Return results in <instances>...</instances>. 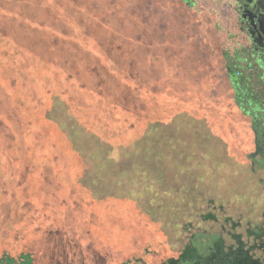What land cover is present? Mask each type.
I'll list each match as a JSON object with an SVG mask.
<instances>
[{"label":"trees","instance_id":"obj_1","mask_svg":"<svg viewBox=\"0 0 264 264\" xmlns=\"http://www.w3.org/2000/svg\"><path fill=\"white\" fill-rule=\"evenodd\" d=\"M205 19L189 0H0V264H37L27 215L117 249L107 197L129 187L146 228L120 264H264V73L208 48L224 28Z\"/></svg>","mask_w":264,"mask_h":264},{"label":"rangeland","instance_id":"obj_2","mask_svg":"<svg viewBox=\"0 0 264 264\" xmlns=\"http://www.w3.org/2000/svg\"><path fill=\"white\" fill-rule=\"evenodd\" d=\"M196 3L210 26H213V22L216 20V23L224 28L214 32L208 30L209 34L204 36L208 48L215 47L218 49L222 43L229 44L230 38L226 37V31L230 34H235L236 31L235 24L232 22V12L224 3L217 4L211 0H196ZM231 43L235 44L236 40L231 41ZM243 44L245 45V43ZM171 167L173 166H164L165 171ZM130 189L129 187L127 190H122L123 192L118 196L107 197V214L109 223L112 224L117 249H112L109 245V247H98L94 240H87L81 236L80 231L79 238L73 241L69 232L71 226L68 225L67 220L62 225L64 229L62 231L50 227L38 216L31 215V218L30 215H27L18 219L20 221L15 224V229L20 231L25 242H28L26 247L31 248L33 246L37 251L39 257L37 264H120L122 252L127 250L129 256L136 254L135 246L144 242V240L139 241L137 239L141 235V230L146 228L145 226L139 228V223H142L141 221L138 222L141 207L135 196L131 194ZM90 215H93L90 218V224L100 225L105 220V215L100 212ZM132 222L134 226L129 228ZM107 229L109 231V228ZM107 229L100 226L94 230L99 235V233H106ZM152 233L153 236L158 235V231L155 229H152ZM92 237L98 238L96 235ZM1 264H12V260L4 259ZM17 264H30V261L27 256H23Z\"/></svg>","mask_w":264,"mask_h":264},{"label":"flooded vegetation","instance_id":"obj_3","mask_svg":"<svg viewBox=\"0 0 264 264\" xmlns=\"http://www.w3.org/2000/svg\"><path fill=\"white\" fill-rule=\"evenodd\" d=\"M191 3L196 0H189ZM214 3H224L229 11L232 12V22L235 24V34H230V41H235L234 48L237 52L245 49L248 54V63L252 64V68L258 67L261 73H264V0H211ZM262 43L256 45L255 41ZM245 43V45L243 44ZM264 81L263 77L261 78ZM218 232L219 230H214ZM208 232L204 237L210 240ZM221 233V232H218ZM202 248H207V256H213L220 252V248L212 241L202 244ZM201 258L199 254L193 255L183 253L176 258L162 263L160 261H150L147 264H199Z\"/></svg>","mask_w":264,"mask_h":264}]
</instances>
